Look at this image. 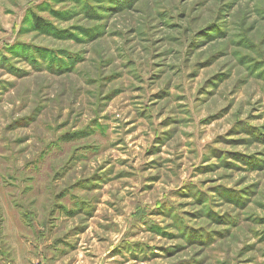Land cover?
<instances>
[{"label":"rangeland","instance_id":"rangeland-1","mask_svg":"<svg viewBox=\"0 0 264 264\" xmlns=\"http://www.w3.org/2000/svg\"><path fill=\"white\" fill-rule=\"evenodd\" d=\"M0 227L4 264H264V0H0Z\"/></svg>","mask_w":264,"mask_h":264},{"label":"crops","instance_id":"crops-1","mask_svg":"<svg viewBox=\"0 0 264 264\" xmlns=\"http://www.w3.org/2000/svg\"><path fill=\"white\" fill-rule=\"evenodd\" d=\"M2 233V229L0 227V244H1V248H0V264H4V260H5V255H7L8 257L10 256V254H8L5 250H4V244L3 242V237L1 236Z\"/></svg>","mask_w":264,"mask_h":264}]
</instances>
